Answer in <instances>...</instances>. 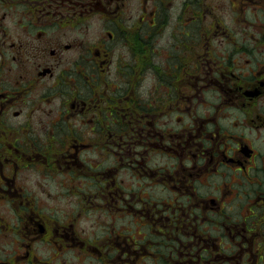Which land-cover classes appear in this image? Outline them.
<instances>
[{
  "label": "flooded vegetation",
  "instance_id": "obj_1",
  "mask_svg": "<svg viewBox=\"0 0 264 264\" xmlns=\"http://www.w3.org/2000/svg\"><path fill=\"white\" fill-rule=\"evenodd\" d=\"M0 264H264V0H0Z\"/></svg>",
  "mask_w": 264,
  "mask_h": 264
}]
</instances>
